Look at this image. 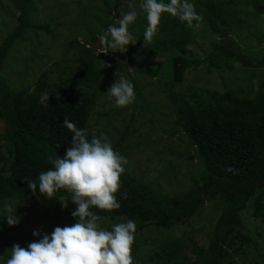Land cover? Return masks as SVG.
Instances as JSON below:
<instances>
[{"label": "trees", "instance_id": "16d2710c", "mask_svg": "<svg viewBox=\"0 0 264 264\" xmlns=\"http://www.w3.org/2000/svg\"><path fill=\"white\" fill-rule=\"evenodd\" d=\"M9 1L11 6L8 10L13 14L9 22L11 24L12 19L13 22L11 29L6 31V36L0 40V123L4 127L0 144L5 152L0 154V208L24 197L33 202H46L57 219L64 214L67 221L74 224L76 220L71 213L75 205L71 202L70 193L61 189L48 199L38 190L33 193L28 188L27 180L38 184L39 174L52 168L50 158L54 159L55 155L63 157L71 146L73 133L64 126L65 119L78 129H85L91 139L93 136L99 138L102 134L117 132L116 127L107 128L106 121L100 124L98 120L101 116L113 120L116 114L130 111V107H136L135 112H138L137 104L117 107L113 104L114 98L107 99L110 86L107 82L116 78L115 73H126L127 66L122 61V54L118 52L111 55L107 41L101 44L103 51L107 49L106 55L95 56L91 48L92 43L106 32L108 22L115 25L110 13L116 5H112L111 0H101L96 4L86 2L82 5V18L79 17L73 22V26L79 23H85L87 26L85 45H81V56L75 60L78 61L75 70L78 74L60 76L62 89L58 92L55 82L53 83L46 73H41L37 80L32 79L30 83H26L28 79L23 72H12L5 67L18 60L13 51H16V46L23 40L32 36L39 46L37 33L41 30L48 32V25L40 26L36 19L39 0ZM195 2L196 7L201 5L203 10L202 14L200 10L198 12L203 17L200 23H206L209 31L218 39L216 43L211 44L207 58L202 61L186 57L184 48L187 37L184 33L188 25L178 17L164 13L161 16L162 22L168 21L174 26L181 24L182 34L180 38H176L172 32V37L167 38L165 35L160 38L158 33L154 40H148L149 43L152 41L156 48L146 47V52L142 54L145 62L138 71L148 73L150 77L165 74L160 84L167 89L165 98L172 105L175 114L171 129L181 131L186 143L196 151V156L202 162L206 172V175L200 178L202 186L175 197H165L124 171L120 176V188L115 194L120 207L110 211L95 207L90 210L100 216L102 221L110 223L135 221V241L132 247H135L134 253L138 257L142 254V245H148L151 241L149 236H142L145 229L148 228L150 233L157 235L163 232L166 234L165 231L203 210L208 202L219 204L218 216L210 227L206 246L192 241L196 229H205L198 224L199 226L196 225V229L193 227L190 233L184 232L175 238L168 235L160 238L154 243L153 252L144 258L145 263H141V260L135 261V254L131 252L134 264H236L234 255L256 258L244 249L250 240L253 241L255 250L260 252L259 237L251 239L249 229H252L254 234L259 231L245 223L244 215L250 212L254 220L264 221V32L255 31L251 34L252 42L260 46L257 49L245 43L242 44L244 47H239L232 42L228 34L237 35L243 28L239 21L240 8H246L256 16H263L264 3L259 0ZM114 11L121 17V9L114 8ZM146 25L144 13L139 30ZM75 42L73 40L69 47L73 48ZM87 46L90 48H86ZM155 50L162 52L160 55L168 51L175 53L165 65L164 73L153 64V58L157 55ZM127 55L130 56L131 53ZM149 56L151 60H147ZM116 58L120 60L116 62ZM64 62L67 66L70 60L66 59ZM235 66L241 67L258 82L252 97L237 95L233 89L227 90L223 83L216 87L210 82H207L209 88L188 86L184 90L188 94L172 92L175 86H180L184 81L188 70L205 67V75L211 74L212 71L221 75L220 72L226 70L234 77ZM25 67L26 65L23 68ZM75 76L80 78V84L76 89H70L69 83ZM127 79L132 81L130 76ZM135 88L136 85L134 93L138 91ZM67 89L74 93L68 94ZM102 96L106 102L100 104ZM144 104L151 106L148 102ZM93 115L97 117L93 123L100 126V129L91 132ZM130 117L119 127L124 129L121 141L114 140L112 144L113 149L120 155L124 153L122 139L127 135L137 134L138 139L149 135L148 131L136 128L132 122V113ZM153 121V118H150L146 123L151 124ZM61 197L68 207L62 205ZM5 219V216L0 214V232H6ZM257 244L258 246H255ZM262 257L264 259V256H260L258 259L261 261L256 259L254 264H264Z\"/></svg>", "mask_w": 264, "mask_h": 264}, {"label": "rangeland", "instance_id": "374dc122", "mask_svg": "<svg viewBox=\"0 0 264 264\" xmlns=\"http://www.w3.org/2000/svg\"><path fill=\"white\" fill-rule=\"evenodd\" d=\"M100 1L101 0H39V10L36 15V19L40 26L48 25V32L41 30L37 33L39 36V46L36 45V41L32 36L23 40L16 46L17 48L15 47L16 51H13L15 52V56L18 57V60L5 67L12 72H23V75L28 79L26 83H30L32 79L37 80L41 73H46L48 78L53 83L55 82V88L59 92V90L62 89V84L59 81L60 76L67 77L71 73L73 75L78 74V72L75 71L78 61L76 62L75 60L81 56L79 54V50L81 51V45H85L84 37L87 28L86 24L79 23L78 25L73 26V22L75 19L80 17L83 4H86V2L96 4ZM227 1L228 0H212L214 3H223ZM259 1L264 3V0ZM192 2L194 5L196 4L195 0H192ZM0 3L1 40V37L6 36V31L11 29L13 19L10 24L9 18H13V14L10 10H8L11 6L9 0H0ZM111 3L112 5L115 3L116 6L114 8L121 9V16L132 10V8H134L138 13L136 20L129 25V31L132 33L133 39L136 40L137 43L135 45L130 44L127 51L124 53H121L116 49H111L109 52L111 55L119 52L123 56L122 61L127 66L126 73H123L122 75L115 73V79H118L121 76L126 79L128 76L131 77V82L134 87L136 85L135 90H138L135 92L137 96L135 94V99L131 104H137L136 106H138V112H135L136 107H133L134 109L130 107V111L128 110L126 113L116 114L113 120L105 119L104 116H101L98 120L100 124H103L104 121H106L105 126L107 128L113 126L116 127L117 131L109 135L102 134L101 136L106 137L111 144H113L114 140L121 141V133L124 129H120L119 127H122V123L127 122L131 118L130 116L132 113L134 117L132 122L136 125V128L138 129L140 127L142 131H148L149 135L147 136L146 134L145 138L138 139L137 134H131L122 139V149H124V153L121 155L127 159V164L124 165L125 172L128 175L135 176L143 185L151 188L162 196L175 197L176 195L185 194L190 190L202 186L200 178L206 175V172L202 162L196 156V151L192 150L189 144L186 143L187 141L185 137L182 136L183 134L181 131L171 129L172 121L175 119V114L173 113L172 105L165 98L167 89L160 84L163 80L162 77L165 74H157L155 77H150L148 73L138 71L144 65L145 61L142 59V54L146 52V47L152 46L153 48H156V46L152 44V41L149 43L148 40H144L143 34L147 25L142 28L141 31L139 30L145 13L140 7L143 0H111ZM2 5H4V7ZM130 5L131 8L129 7ZM114 8L110 13V18L114 24H116L120 16L117 11H114ZM199 10L202 14L203 10L201 9V5L196 7V11L199 12ZM239 11L241 13L239 21L243 28L240 29L237 35L229 33L228 37L231 38L232 42L238 44L239 47L243 46L242 44L245 43L253 47V49L259 48L260 46H257L255 42H252L251 34L255 31L264 32V15L256 16L243 7L240 8ZM3 23H6L7 25L4 26ZM229 29H231V27H229ZM172 32L175 33L176 38H180L182 34V25L179 24L178 26H174L168 21L162 22V20H160V23L157 26L156 35L152 39L154 40L158 33L161 35L159 36L160 38H163L165 35L167 38H170L172 37ZM185 32L186 33L184 34L187 37L185 41L186 46L184 48L186 51V57L190 60H205L209 54L211 44L217 42V37L209 31L206 23H199L198 27L188 26ZM73 40L76 41L74 44L75 46L70 48L69 44ZM86 48H90V46H87ZM101 51L103 50L100 44L98 49L93 51V53L95 56L107 54L100 53ZM155 51L157 55L153 58V64L156 65L157 68H160V70L164 73L166 71L165 65L169 63L170 57L174 52L168 51L163 53V55H160L162 52L158 50ZM128 53H131V55L128 56ZM173 55H175V53ZM66 59L70 60L67 66H65L66 64L64 62ZM114 60L117 62L120 59L116 58ZM147 60H151V57L149 56ZM128 61L141 63V66L136 69L130 68L127 65ZM16 63L19 65L17 66ZM24 65H26L25 68H23ZM159 65L162 67H159ZM204 68L205 67H200L196 70H188L184 76V81L180 84V86H175L172 89V92L176 94H188L184 91L188 86L195 88H209L207 82L214 84L216 87L223 83L225 84V88L227 90L233 89L237 95L246 97H252L257 90L258 82L254 80V78L246 71L242 70L241 67H234L236 70L234 77H231V74H229L226 70H222L220 72L221 75L217 74L215 71H212L211 74L205 75L203 71ZM21 69L23 70L20 71ZM79 79L80 78L75 76L74 80L72 79L70 81V89H76V87L80 84ZM115 79L107 83L111 85L114 83ZM138 86L140 88L142 87V89L140 90ZM212 86L213 85H211V88ZM66 91L68 94L74 93L69 91V89ZM107 99L112 100L113 98L107 95ZM104 101L106 102L102 96L99 103L103 104ZM145 102L151 103V106L147 107L144 104ZM106 107L108 109V106ZM106 107H104L105 110H107ZM113 116L114 115L111 117L113 118ZM150 118H153L154 121L151 124H147L146 122L149 121ZM91 119V123H93L97 120V117L93 115ZM90 129V131L93 132L95 130H99L100 126H95V123H93L92 125L90 124ZM3 130V124L0 123V135ZM151 130L153 132H151ZM3 150L4 149L0 144V154H5ZM9 204L12 206L13 212L16 211V216L20 217V221L15 226H9L5 222L4 228L6 229V232H0V264H6V260L11 256V248L13 245H20L21 247L27 248L29 243L39 239L40 237L33 236L34 231L41 233L42 237L45 233L51 234L53 229L57 226L63 228L64 226L73 225L67 221V217L64 214L57 219L49 210L46 202H33L32 200H28L23 197V199L14 200ZM218 205V203L214 204L212 202H208L204 205L203 210L199 211L195 216L186 219L184 222L172 229L165 231L166 234L163 232L162 234L157 235L155 233H150L147 230L148 228L145 229L148 232L145 233L146 231L144 230L142 236L144 234L146 238L149 236L151 241L148 245H142V254L139 257L134 253V250H136L135 247H132V253L135 254L134 260H141V263H145L144 258L148 257L147 255L153 252L155 248L154 243L160 238L167 235L175 238L182 235L184 232L190 233L192 232L191 229H193V227L196 229V225L198 224L201 225L200 227L204 226L205 229H196V233H194L192 241L202 243V245L206 246L207 237H209L211 232L210 227L218 216ZM0 214H3L5 218L8 215L4 207L0 208ZM244 219L247 225L256 228V230L259 231L254 234V231L249 229L251 239L256 236L259 237L258 244L260 246H258V244L255 246L259 247L260 252L255 250L254 243L250 240L244 249L247 250L249 255H254L256 258L253 259L249 256L244 257L242 255H234L233 260L236 264H254L256 259V261L260 262L261 260L258 258H260V256H264V221L260 219L254 220L250 215V212H247L244 215ZM117 223L119 222L110 223L100 220L99 226L101 228L111 230L112 225ZM190 247L192 246L190 245ZM187 254L190 253L187 252ZM189 257L192 259L194 258L190 255ZM262 262H264V259Z\"/></svg>", "mask_w": 264, "mask_h": 264}, {"label": "clouds", "instance_id": "9594fccd", "mask_svg": "<svg viewBox=\"0 0 264 264\" xmlns=\"http://www.w3.org/2000/svg\"><path fill=\"white\" fill-rule=\"evenodd\" d=\"M140 7L147 19L144 40L156 35L164 13L178 17L189 27H198L203 19L192 0H143ZM137 15L134 8L124 13L115 25L108 26L99 38L100 44L107 41L109 49L121 53L126 52L130 44L135 45L137 41L129 25ZM107 95L114 98L117 107L127 106L135 99L134 85L121 76L109 86ZM63 124L73 133L71 146L63 157L50 158L52 168L39 174L38 184L27 181L33 193L38 190L48 199L61 189L70 193L75 205L71 215L76 223L63 228L57 226L51 234L45 233L42 237L34 231L33 236L40 238L29 243L27 248L13 245L6 264H134L131 252L135 221L117 223L107 230L99 226L101 217L90 210L95 207L110 211L120 207L115 194L120 188V176L125 171L127 159L113 149L106 137L89 139L85 129H78L68 119ZM63 200L61 197L62 205L68 207ZM4 209L8 213L5 222L9 226L17 225L20 217L13 212L12 206L5 204Z\"/></svg>", "mask_w": 264, "mask_h": 264}, {"label": "water", "instance_id": "95a60500", "mask_svg": "<svg viewBox=\"0 0 264 264\" xmlns=\"http://www.w3.org/2000/svg\"><path fill=\"white\" fill-rule=\"evenodd\" d=\"M109 25H110V23L108 22V24H107V28H108ZM102 35H104V34H102ZM102 35H101V36H102ZM101 36H100V37H101ZM100 37H99V38H100ZM99 38H98L95 42L92 43L91 48H92L93 51H96V50L98 49V47L100 46ZM127 65H128V67H130V68H139V67L141 66V63H135V62H133V61H128V62H127Z\"/></svg>", "mask_w": 264, "mask_h": 264}]
</instances>
